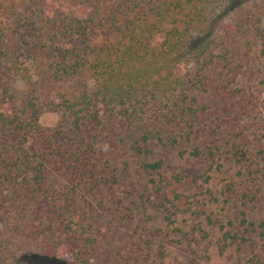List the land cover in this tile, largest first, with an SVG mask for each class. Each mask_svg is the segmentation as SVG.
<instances>
[{"label": "trees", "instance_id": "trees-1", "mask_svg": "<svg viewBox=\"0 0 264 264\" xmlns=\"http://www.w3.org/2000/svg\"><path fill=\"white\" fill-rule=\"evenodd\" d=\"M26 2L29 17L9 19L17 43H8L0 26V196L17 184L14 200L30 203L25 211L33 206L35 215L2 220L0 247L17 264H29L23 257L35 248L50 259L71 255L74 264H92L103 256L92 220L110 208L103 205L105 192L124 207V196L116 200L112 193L123 181L110 184L101 167V139L125 128L122 142L160 192L177 181L162 171L168 152L217 162L215 139L206 152L183 146L204 134L207 102L221 92L216 78L234 83L250 58L258 59V49L263 55L264 0ZM47 112L59 117L53 129L41 123ZM217 119L212 137L222 127ZM237 135L229 152L248 161ZM222 185L235 197L230 178ZM166 210L170 220L174 214ZM249 211L240 210L239 223L207 217L219 230L221 253L234 245L259 247L264 221Z\"/></svg>", "mask_w": 264, "mask_h": 264}, {"label": "rangeland", "instance_id": "rangeland-1", "mask_svg": "<svg viewBox=\"0 0 264 264\" xmlns=\"http://www.w3.org/2000/svg\"><path fill=\"white\" fill-rule=\"evenodd\" d=\"M31 10L26 0H0V26L9 33L8 43L18 40L9 19L16 22L15 17L22 15L27 19ZM260 35L264 41L263 32ZM257 53L258 59L250 58L236 82H229L228 76L216 78L222 81L221 92L213 98L210 96L207 102L209 109L205 110L201 124L204 134L183 146L191 149V144L200 145L206 152L215 139L220 152L214 164L207 156L195 158L188 152L183 155L175 150L168 152L167 166L162 171L168 177L177 175V181L160 192L151 182L148 184L140 169V157L130 153L122 142L123 137L124 141L128 139L125 128L101 139V167L108 171L110 184L123 181L112 193L116 200L124 196V207L109 202L110 190L105 192L103 205L109 204L110 208L98 210L92 220L94 230L101 237L103 256L92 264H264V238L254 250L247 245H234L221 253L216 243L219 230L207 218L239 223L237 215L246 207L253 218L264 221V53L260 54L259 49ZM17 85L21 90L25 88L22 81ZM219 117L221 130L212 137L208 133L220 122ZM58 122V115L51 112L41 118L42 125L48 129L56 127ZM176 129L181 130V126ZM235 134H238L237 143L248 151V161L237 162L229 152ZM224 178L234 182L235 197L223 191ZM17 188V184L4 187L0 196V222L35 215L33 206L25 211L30 203L18 200V196L14 200ZM166 208L174 214L170 220L166 218ZM201 228L208 232L207 238L203 237ZM30 230L29 226L25 228L26 232ZM23 259L29 264H74L71 255L62 260L50 259L41 248L26 253ZM0 264L17 263L0 247Z\"/></svg>", "mask_w": 264, "mask_h": 264}]
</instances>
